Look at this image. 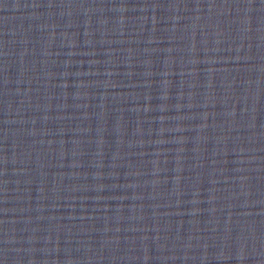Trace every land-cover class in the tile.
Listing matches in <instances>:
<instances>
[{"label": "water", "instance_id": "obj_1", "mask_svg": "<svg viewBox=\"0 0 264 264\" xmlns=\"http://www.w3.org/2000/svg\"><path fill=\"white\" fill-rule=\"evenodd\" d=\"M0 264H264V0H0Z\"/></svg>", "mask_w": 264, "mask_h": 264}]
</instances>
